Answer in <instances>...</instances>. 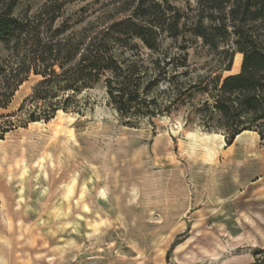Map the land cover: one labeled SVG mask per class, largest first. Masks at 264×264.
I'll use <instances>...</instances> for the list:
<instances>
[{
	"label": "rangeland",
	"instance_id": "obj_1",
	"mask_svg": "<svg viewBox=\"0 0 264 264\" xmlns=\"http://www.w3.org/2000/svg\"><path fill=\"white\" fill-rule=\"evenodd\" d=\"M46 1L18 0L14 14L33 15ZM62 1L56 26L85 18L79 29L124 17L138 0ZM170 3L182 21L197 12L194 0ZM221 49L190 47L194 73L216 70ZM242 59L235 51L223 76L238 73ZM39 80L31 74L0 107V264H264L257 132L229 145L222 133L185 127L181 113L130 127L101 85L78 96L82 113L7 117ZM8 120L15 125L3 132Z\"/></svg>",
	"mask_w": 264,
	"mask_h": 264
},
{
	"label": "trees",
	"instance_id": "obj_2",
	"mask_svg": "<svg viewBox=\"0 0 264 264\" xmlns=\"http://www.w3.org/2000/svg\"><path fill=\"white\" fill-rule=\"evenodd\" d=\"M170 1L138 0L124 17L77 29L85 18L56 26L62 0L22 16L14 14L18 0H0V107L34 74L40 80L7 117L31 123L82 113L78 96L101 85L130 127L181 113L185 127L222 133L229 145L246 130L264 139V0H194L197 12L184 21ZM198 43L222 48L216 70L194 73L188 49ZM235 51L241 69L223 76ZM6 122L3 132L15 125Z\"/></svg>",
	"mask_w": 264,
	"mask_h": 264
},
{
	"label": "bare ground",
	"instance_id": "obj_3",
	"mask_svg": "<svg viewBox=\"0 0 264 264\" xmlns=\"http://www.w3.org/2000/svg\"><path fill=\"white\" fill-rule=\"evenodd\" d=\"M240 58V57H239ZM44 122V121H43ZM245 133H251V132H249L248 130H246V131H243V132H241L240 134H238L237 135V138H240L243 134H245ZM215 136H217V134H214ZM75 137L74 136H69L68 137V140L70 141V140H75L74 139ZM76 141V140H75ZM221 147H223L224 146V143H221V145H220ZM228 147V146H227ZM2 153V152H1ZM237 177V176H236ZM134 187H136V186H134ZM135 189V188H134ZM133 190V189H132ZM101 193H102V195H105L106 194V189H105V187H103L102 186V188H101ZM134 195V194H133ZM0 239H1V237H0ZM0 262H1V260H0Z\"/></svg>",
	"mask_w": 264,
	"mask_h": 264
},
{
	"label": "water",
	"instance_id": "obj_4",
	"mask_svg": "<svg viewBox=\"0 0 264 264\" xmlns=\"http://www.w3.org/2000/svg\"><path fill=\"white\" fill-rule=\"evenodd\" d=\"M233 65H234V62H233ZM223 135V134H222Z\"/></svg>",
	"mask_w": 264,
	"mask_h": 264
}]
</instances>
